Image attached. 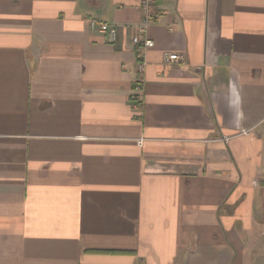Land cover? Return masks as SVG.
I'll return each instance as SVG.
<instances>
[{"label":"crops","instance_id":"obj_1","mask_svg":"<svg viewBox=\"0 0 264 264\" xmlns=\"http://www.w3.org/2000/svg\"><path fill=\"white\" fill-rule=\"evenodd\" d=\"M138 5L0 0V264H264V0H156L141 74Z\"/></svg>","mask_w":264,"mask_h":264},{"label":"built area","instance_id":"obj_2","mask_svg":"<svg viewBox=\"0 0 264 264\" xmlns=\"http://www.w3.org/2000/svg\"><path fill=\"white\" fill-rule=\"evenodd\" d=\"M138 6L141 15V21L135 26L134 35L131 38V44L135 50V61L137 63L138 74H141L144 71L146 65L144 60V51L153 46V42L146 37L147 27L150 24L158 21L159 12L156 6V0H139ZM89 24L91 29H95L97 27L98 31L104 35L107 42H115L117 35V29L115 26L96 21H90ZM165 60L168 63H176L179 65L186 64L184 56L174 53L166 55ZM140 82L141 77L138 76L135 81L136 94L141 90L139 87ZM138 95L139 94H137L136 97H138ZM136 106L137 103L135 107Z\"/></svg>","mask_w":264,"mask_h":264}]
</instances>
